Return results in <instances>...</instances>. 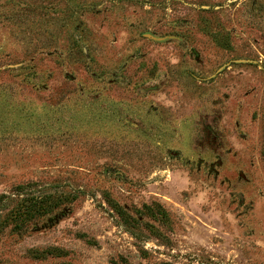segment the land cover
<instances>
[{
	"label": "rangeland",
	"instance_id": "1",
	"mask_svg": "<svg viewBox=\"0 0 264 264\" xmlns=\"http://www.w3.org/2000/svg\"><path fill=\"white\" fill-rule=\"evenodd\" d=\"M0 264H264V0H0Z\"/></svg>",
	"mask_w": 264,
	"mask_h": 264
}]
</instances>
